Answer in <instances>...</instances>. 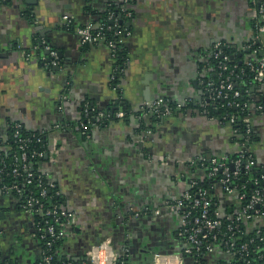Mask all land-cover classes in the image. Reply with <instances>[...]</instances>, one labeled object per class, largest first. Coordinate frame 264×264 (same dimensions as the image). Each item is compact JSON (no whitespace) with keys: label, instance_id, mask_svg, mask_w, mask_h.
<instances>
[{"label":"crops","instance_id":"crops-1","mask_svg":"<svg viewBox=\"0 0 264 264\" xmlns=\"http://www.w3.org/2000/svg\"><path fill=\"white\" fill-rule=\"evenodd\" d=\"M112 1L133 13L121 39L126 62L117 87L110 48L102 41L83 43L73 30L87 24L97 29L107 3L0 0V142L8 140L13 123L48 134L39 170L58 185L61 208L70 214L55 251L61 264H89L90 248L105 240L120 254L127 250L129 264L149 263L145 245L179 250V218L166 204L191 177L201 176L188 160L223 159L238 150L229 124L207 115L206 59L217 42L238 53L245 49V59L264 7V0ZM257 35L264 46V33ZM41 40L56 52L58 69L45 62V51L36 46ZM119 96L132 109L128 120L92 124L87 134L74 126L84 102L101 113ZM158 98L182 108L138 132L148 115L144 106ZM249 122L253 168L262 173L264 113L252 114ZM33 214L0 191V264L40 261L43 244Z\"/></svg>","mask_w":264,"mask_h":264},{"label":"trees","instance_id":"trees-1","mask_svg":"<svg viewBox=\"0 0 264 264\" xmlns=\"http://www.w3.org/2000/svg\"><path fill=\"white\" fill-rule=\"evenodd\" d=\"M3 1L8 2L11 0ZM101 1L105 4L107 3V9L102 14L100 26L95 30L98 31L102 29L106 39L111 41L113 44V70L115 77L112 81V87H117L116 83L118 73L125 66L126 62V51L124 49L123 42H118V40L125 36V32L120 37L115 36L114 32L116 29H129V23L133 13L130 8L115 4L112 0ZM127 12H131V16H127ZM110 14L112 15V18H109ZM260 24H262L261 21L257 23L254 33L255 35L258 34V26ZM248 45L250 46L247 49V57L245 59V49L238 53L228 44H223L221 46V54L217 58H211L208 56L206 59V65L210 68L209 82L214 83V87H216L215 85L218 84L220 79L228 77L234 90L239 92V96L237 97H233L231 93H228L227 98L211 99L206 108L207 111L205 110L207 115L218 116L224 123L229 124L231 132L232 130L235 131L236 135L232 133V139L238 143V150L228 155L225 159L230 172H232V161L239 158L240 155L246 157L250 154L249 144L254 140L255 134L250 122L248 123V119H250V116L254 113H264V78L256 80L254 78V71H252L247 64V61L256 63L258 59L264 58V46L261 47L258 38L254 41H249ZM250 54H252V56H250ZM222 56H227L228 58L226 63L228 65L227 70L218 69V63L221 62ZM218 74L220 75V79L218 78ZM252 84L257 85L256 87L258 91L255 96H252ZM165 103L172 108L176 105V103L171 100H165ZM85 104H87L86 106L88 108L87 114L84 113ZM118 111H122L124 113L123 118L125 120H128L133 113L129 104H127L120 96L111 100L108 106L101 111V113L104 114L103 117L99 116L98 109L93 108L89 103L84 102L82 104L80 118L74 126L81 132L87 134L92 124H104L108 121V119L116 118L115 114ZM147 114L148 115L145 116L144 119L140 120L137 128L138 132H142L150 123H162L165 118L151 112H147ZM230 118H233L232 122L230 121ZM248 128L249 131H247ZM13 132L14 129L10 124L7 130L8 140L5 143L0 142V182H2V184H17L22 190L19 194L16 192L10 193V197L16 201V207H18V209H23L22 204H24L31 196L38 199V204H42L43 210L48 208L51 209L54 206H61L63 201L61 193L59 195L55 194V192L59 190L58 185L54 183L55 187L49 188L47 184L50 182L39 170V164L45 159V155L48 152V134L40 131H29L23 127L19 131V137L25 139V163L29 165V171H31L33 175L30 182L27 183L25 178L26 172L24 170H21L17 176H13L11 174V169L14 166L15 160H19L22 153L18 147L19 142L17 141V138L13 136ZM41 151L43 152V155L37 156V153ZM196 161L197 162L194 165H190L189 167L193 172L201 169L202 174L199 177H191L189 179L190 194L195 196L198 190H206L207 196L210 198L211 202V213L219 211L221 204L225 206L226 215L234 213L238 209L235 200L223 199L224 193H222L218 183L219 178L222 176L221 172L218 171L215 176H209L207 172L211 166L210 160L204 158ZM201 162H203L202 165ZM258 171H255L253 168L252 171L244 173V171L240 169L239 174L232 177L230 180V185L236 186L239 194H244L242 204L250 199L256 189L264 187L263 178H258V183H253V179L259 175ZM39 183H41L43 187H46L44 196L40 195L41 187L38 186ZM260 208L264 210V204ZM33 215L38 237L40 238L41 235L44 236V239H40L43 245L46 241L51 240V237L44 232V220L53 224L56 229H64L68 223V220L62 215H49L46 217L36 212H34ZM226 215L221 219V226L216 229V232H218L216 242H219L222 238L229 236L231 241L234 242L232 251V253H234V258H232V260L236 261L238 264H264V230L257 234V226H255V224L259 226L261 222H243L240 224V227L233 232V230L228 231L226 229V225L231 221L230 218L226 217ZM38 227L41 230H38ZM61 241L62 239L54 240L52 247L48 250V252L53 255L52 264H61L55 255L56 248L59 246ZM179 244L181 246L183 241L180 240ZM243 244H246L245 249H241V245ZM217 254L219 255V253L216 252V256L214 255L212 257L213 260L215 257H218ZM125 259L128 260V258ZM191 259L196 260L195 264H205L210 261V259L203 258L201 256H192Z\"/></svg>","mask_w":264,"mask_h":264},{"label":"built area","instance_id":"built-area-1","mask_svg":"<svg viewBox=\"0 0 264 264\" xmlns=\"http://www.w3.org/2000/svg\"><path fill=\"white\" fill-rule=\"evenodd\" d=\"M126 15L131 16V12H127ZM258 17L262 22V24L258 26V32L264 33V7L262 5H260ZM109 18H112L111 14L109 15ZM64 20L67 22V25L71 26L67 17H64ZM73 30L82 38L83 43L96 44L100 41L104 42L110 48L112 56H114L113 44L111 41L106 39L102 29L96 31L91 24H87L84 26H75ZM124 32H126L125 28L116 29L114 35L120 37L122 34H124ZM257 38L258 35H255L252 36L251 40L254 41ZM118 42H121V39H119ZM38 45H40L43 50H47L49 52L51 61L48 64L55 65L58 61L56 52L52 50L44 40L38 42L36 46ZM222 45L223 43L217 42L209 52L208 56L211 58H217L221 54ZM249 46L250 45H248V47ZM227 59V56H222L221 62L218 63L219 70L228 69V65L226 64ZM247 64L250 69L254 71V78L256 80L264 78V58L258 59L256 63L247 61ZM218 78L220 79L219 74ZM209 85V94L211 99L227 98L228 93H231L233 97L239 96V92L234 90L228 77L220 79L218 84L215 85L216 87H214V83L212 82H209ZM165 100L167 101V99L161 98L153 100L144 106V112H151L166 117L172 115L175 110H180L182 108L180 104H176L174 108H172L167 103H165ZM87 109V106H85V114H87ZM99 116L103 117L104 114L99 113ZM115 116L123 117L124 113L122 111H118ZM230 121L232 122L233 118H230ZM11 125L14 129L13 136L17 138V141L19 142L18 147L22 151L20 159L15 160L14 162V166L11 169V174L13 176H17L21 170H24L26 172V182L29 183L33 175L32 172L29 171V165L25 163V139L19 137V131L22 126L20 123H13ZM247 131H249V128ZM232 133L235 134V131L232 130ZM42 155V151L37 153V156ZM225 159L226 158L210 159L211 166L207 174L209 176H215L218 171L221 172L222 176L219 178L218 183L222 193H224L223 199H234L238 209L234 213L226 215V210L223 212V205H221L219 207V211H214V213H211V202L210 198L207 196V191L198 190L197 194L193 196L189 192L190 185L188 184L187 189L179 197L166 204V208L168 210L175 211L178 215L179 228L177 235L179 238H181L180 240L183 241V244L179 247V250L175 251L174 253L169 252L170 250L167 249L165 251L158 250L153 255L149 254L148 264H186L185 260H188L187 264H195L196 260L191 259L192 256H201L203 258L210 259V261L205 264H238L236 261L232 260V258H234V253H232L234 242L231 241V238L228 236L226 238H222L219 242H216L218 238V232H216V229L221 226V219L225 215L231 220L226 225V229L228 231H236L240 227V224L246 221L261 222V224L259 226L257 225L256 227L257 234L264 230V210L260 208L264 204V187L261 189H256L253 195H251L250 199L242 204L244 194H239L237 187L230 185L231 178L239 174L240 169H242L244 173H248L253 170V166L255 165L254 159L250 154L246 157L240 155L239 158L231 162L232 172L229 171ZM196 160L198 159H190L187 163L189 165H194L197 162ZM202 164L203 162H201V165ZM258 178H263L264 180V172L259 173V175L253 179V183H258ZM47 185L49 188L55 187V184L51 182ZM38 186L41 187L40 195L44 196L46 187H43L41 183H39ZM0 191L4 194L10 195L11 192H16L19 194L22 190L17 184H2V182H0ZM60 193V190L55 192L56 195H59ZM37 204L38 199L31 196L24 204H22V207L25 209V211L40 213L46 217L49 215H62L68 220L70 216V214L63 210L61 206H54L51 209L48 208L43 210L42 204ZM154 213L158 215L160 211L156 210ZM44 224V232H46L51 237V240L44 243L42 257L40 261L36 262L35 264H52L53 255L52 253L48 252V250L52 247L54 240L62 239L65 235L64 229H56L55 226L48 223L47 220H44ZM39 230L41 229L39 228ZM43 237V235L40 236V238L44 239ZM245 248L246 244L241 245V249ZM126 251L127 250H123L121 254L114 251L110 246V241L105 240L102 243L90 248L88 252L90 257L89 264H129L128 260L125 259L127 258V255L125 254ZM216 252H218L219 255L217 254L218 257H215L213 260L212 257L214 255L216 256Z\"/></svg>","mask_w":264,"mask_h":264},{"label":"water","instance_id":"water-1","mask_svg":"<svg viewBox=\"0 0 264 264\" xmlns=\"http://www.w3.org/2000/svg\"><path fill=\"white\" fill-rule=\"evenodd\" d=\"M44 51L47 55V57L45 58V62L48 64V63H50L51 58L49 56V52L47 50H44ZM50 68L55 70V69H58V66L51 65ZM45 157H47V156H45ZM222 210H224V208H222ZM167 249H169V248L163 247L161 244H158L157 246H152V247L145 245L144 250L142 249L141 251H142V253L149 252L150 255H153L158 250H164L165 251ZM185 263L187 264L188 260H185Z\"/></svg>","mask_w":264,"mask_h":264}]
</instances>
